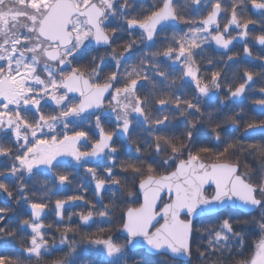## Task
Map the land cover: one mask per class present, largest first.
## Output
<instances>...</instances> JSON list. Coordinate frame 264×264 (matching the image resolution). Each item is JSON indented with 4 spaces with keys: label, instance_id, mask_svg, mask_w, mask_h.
Returning a JSON list of instances; mask_svg holds the SVG:
<instances>
[{
    "label": "snow or ice",
    "instance_id": "6c2138e0",
    "mask_svg": "<svg viewBox=\"0 0 264 264\" xmlns=\"http://www.w3.org/2000/svg\"><path fill=\"white\" fill-rule=\"evenodd\" d=\"M0 264H264V0H0Z\"/></svg>",
    "mask_w": 264,
    "mask_h": 264
}]
</instances>
